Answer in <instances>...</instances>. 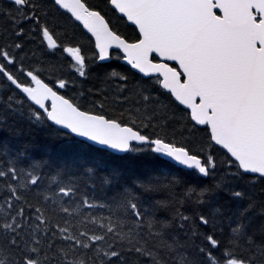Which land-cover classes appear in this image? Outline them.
I'll list each match as a JSON object with an SVG mask.
<instances>
[{
  "label": "snow or ice",
  "instance_id": "6c2138e0",
  "mask_svg": "<svg viewBox=\"0 0 264 264\" xmlns=\"http://www.w3.org/2000/svg\"><path fill=\"white\" fill-rule=\"evenodd\" d=\"M10 118L82 151L0 150V264H264V0H0Z\"/></svg>",
  "mask_w": 264,
  "mask_h": 264
},
{
  "label": "trees",
  "instance_id": "16d2710c",
  "mask_svg": "<svg viewBox=\"0 0 264 264\" xmlns=\"http://www.w3.org/2000/svg\"><path fill=\"white\" fill-rule=\"evenodd\" d=\"M94 83L95 81H88L85 87L92 86ZM17 127L23 128V132L19 135L15 131ZM5 146L12 151H27L37 158L49 156L58 162L70 160L82 151L75 144L54 139L46 127L32 126L29 128L27 122L14 123L11 118L6 124L0 123V150H3ZM104 163L107 169L115 168L128 176L146 174L154 166V162L142 154H115L107 158Z\"/></svg>",
  "mask_w": 264,
  "mask_h": 264
},
{
  "label": "water",
  "instance_id": "95a60500",
  "mask_svg": "<svg viewBox=\"0 0 264 264\" xmlns=\"http://www.w3.org/2000/svg\"><path fill=\"white\" fill-rule=\"evenodd\" d=\"M116 154H120V155H122L121 153H116Z\"/></svg>",
  "mask_w": 264,
  "mask_h": 264
}]
</instances>
